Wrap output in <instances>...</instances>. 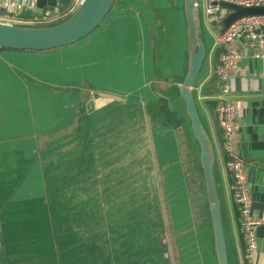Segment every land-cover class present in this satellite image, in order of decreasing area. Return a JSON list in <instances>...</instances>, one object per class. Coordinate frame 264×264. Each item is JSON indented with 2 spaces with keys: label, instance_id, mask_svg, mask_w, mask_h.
Here are the masks:
<instances>
[{
  "label": "crops",
  "instance_id": "1",
  "mask_svg": "<svg viewBox=\"0 0 264 264\" xmlns=\"http://www.w3.org/2000/svg\"><path fill=\"white\" fill-rule=\"evenodd\" d=\"M80 1L47 16L34 0H0V22L56 24ZM198 16L206 53L193 95L212 143L228 264H264V55L238 39L241 58L228 71L238 109L231 145L257 222L247 259L215 113L214 37L224 25L208 23L204 0ZM187 64L184 0H114L75 41L0 47V264H217L199 146L179 94Z\"/></svg>",
  "mask_w": 264,
  "mask_h": 264
},
{
  "label": "water",
  "instance_id": "2",
  "mask_svg": "<svg viewBox=\"0 0 264 264\" xmlns=\"http://www.w3.org/2000/svg\"><path fill=\"white\" fill-rule=\"evenodd\" d=\"M114 0H81L74 12L65 20L47 26H23L0 22V47L13 49L45 50L54 48L89 33L103 19ZM71 0H34V6L43 10L45 15H54ZM216 4V2H213ZM222 7L231 9L223 20L227 27L236 18L246 14H264V6H240L219 1ZM184 12L187 21L188 64L185 76L179 86V94L185 104L191 130L199 146V159L204 174L211 223L214 233V250L217 264H228L225 247L220 202L217 194L213 169V148L206 130L200 120L193 95L194 82L205 57L206 49L199 29L198 0H184ZM197 19L198 37L193 26ZM264 30V26L261 27ZM244 34L239 39H243ZM5 117L0 116V130Z\"/></svg>",
  "mask_w": 264,
  "mask_h": 264
},
{
  "label": "built area",
  "instance_id": "3",
  "mask_svg": "<svg viewBox=\"0 0 264 264\" xmlns=\"http://www.w3.org/2000/svg\"><path fill=\"white\" fill-rule=\"evenodd\" d=\"M219 1L230 2L240 6H264V0H204V13L209 24H220L226 14ZM216 2V4H213ZM9 24H34L20 16L9 18ZM264 14H246L236 18L227 27L217 32L214 46L222 47L219 62L215 69L217 75L218 96L215 113L222 133L223 147L227 155L226 165L231 173L232 196L239 213V224L246 239V257L251 259L257 249L255 228L257 222L250 215V195L245 172V162L231 145V137L237 129L238 109L230 100L231 86L228 71L237 67L241 53L233 46L242 34L246 44L254 48L256 56L264 55Z\"/></svg>",
  "mask_w": 264,
  "mask_h": 264
},
{
  "label": "bare ground",
  "instance_id": "4",
  "mask_svg": "<svg viewBox=\"0 0 264 264\" xmlns=\"http://www.w3.org/2000/svg\"><path fill=\"white\" fill-rule=\"evenodd\" d=\"M197 19H196V17L194 16V23H193V26H194V28H195V31H196V33H197V37H198V28H197Z\"/></svg>",
  "mask_w": 264,
  "mask_h": 264
},
{
  "label": "rangeland",
  "instance_id": "5",
  "mask_svg": "<svg viewBox=\"0 0 264 264\" xmlns=\"http://www.w3.org/2000/svg\"><path fill=\"white\" fill-rule=\"evenodd\" d=\"M68 17H69V16H68ZM65 18H67V17H64V16H63L61 19H62V20H63V19L65 20ZM28 26H30V25H28ZM35 26H38V25H35Z\"/></svg>",
  "mask_w": 264,
  "mask_h": 264
},
{
  "label": "trees",
  "instance_id": "6",
  "mask_svg": "<svg viewBox=\"0 0 264 264\" xmlns=\"http://www.w3.org/2000/svg\"><path fill=\"white\" fill-rule=\"evenodd\" d=\"M220 25H222V23Z\"/></svg>",
  "mask_w": 264,
  "mask_h": 264
}]
</instances>
